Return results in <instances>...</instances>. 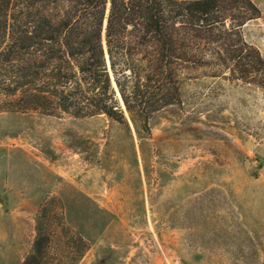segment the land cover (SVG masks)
I'll return each mask as SVG.
<instances>
[{"label":"rangeland","instance_id":"1","mask_svg":"<svg viewBox=\"0 0 264 264\" xmlns=\"http://www.w3.org/2000/svg\"><path fill=\"white\" fill-rule=\"evenodd\" d=\"M180 79L149 132L0 100V264H264V89L214 67Z\"/></svg>","mask_w":264,"mask_h":264},{"label":"trees","instance_id":"2","mask_svg":"<svg viewBox=\"0 0 264 264\" xmlns=\"http://www.w3.org/2000/svg\"><path fill=\"white\" fill-rule=\"evenodd\" d=\"M260 14L252 0H0V100L119 122L128 113L149 132L154 113L181 102L184 71L226 69L264 89V56L243 34Z\"/></svg>","mask_w":264,"mask_h":264},{"label":"water","instance_id":"3","mask_svg":"<svg viewBox=\"0 0 264 264\" xmlns=\"http://www.w3.org/2000/svg\"><path fill=\"white\" fill-rule=\"evenodd\" d=\"M105 24H106V22H105ZM0 205H1V203H0Z\"/></svg>","mask_w":264,"mask_h":264}]
</instances>
